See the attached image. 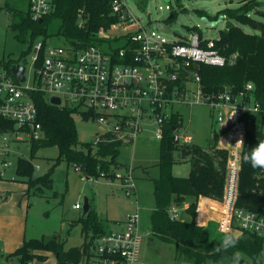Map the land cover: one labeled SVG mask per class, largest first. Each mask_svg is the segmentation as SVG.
Returning a JSON list of instances; mask_svg holds the SVG:
<instances>
[{
	"label": "built area",
	"instance_id": "built-area-1",
	"mask_svg": "<svg viewBox=\"0 0 264 264\" xmlns=\"http://www.w3.org/2000/svg\"><path fill=\"white\" fill-rule=\"evenodd\" d=\"M54 1L29 0L32 18L47 16ZM108 7L104 21L94 31L97 43L78 45L70 40L65 47L41 36L10 69L0 61V191L3 183L11 181L10 169L15 166L18 170L19 160L25 159L15 156L19 149L43 137L34 92L46 93L51 104V98L58 97V106L73 108L83 118L86 114L87 120L99 122L103 128L93 145L112 141L108 135L132 141L145 130V123L155 126L161 140L165 122L172 114L179 115L176 104L202 103L217 118L219 130L213 144L227 151V165L223 197H199L196 222L206 226L215 220L223 233L249 231L264 238V214L237 205L244 143L236 141L242 137L245 142L248 128L257 126L264 131V104L256 98L254 85L246 83L238 91L229 85L213 93L204 91L201 76L192 67L227 63L226 56L215 48V39L194 32L168 41L150 33L149 21L134 13L125 0H109ZM76 15L78 28L88 29L90 15L85 8L79 7ZM17 64L25 67L23 81L11 70ZM178 127L174 126L176 145L193 143V135L179 134ZM75 169H82L81 164H75ZM114 173L135 206L118 223L121 228L98 237L92 264H139L142 213L134 170L125 167ZM80 207L79 202L74 204V208ZM170 212L171 218L179 219L178 206L172 205ZM262 256L264 264V247Z\"/></svg>",
	"mask_w": 264,
	"mask_h": 264
},
{
	"label": "rangeland",
	"instance_id": "rangeland-1",
	"mask_svg": "<svg viewBox=\"0 0 264 264\" xmlns=\"http://www.w3.org/2000/svg\"><path fill=\"white\" fill-rule=\"evenodd\" d=\"M125 2L144 21H149L150 33L168 41L189 37L194 32L199 33L204 39H218L220 31L230 24L238 25L249 33H258L250 26L243 25L222 13L226 8L247 10L253 18L264 22V0H125ZM28 3L29 0H0V60L14 62L27 46L18 38L12 23L13 14L24 13L28 9ZM171 13L173 17L169 18ZM204 18H208L213 24H207ZM60 31L61 22L52 19L47 29L48 36L52 38L54 44L68 47L70 40ZM191 86L196 87V84ZM174 108L181 119L177 132L181 135H193L194 141L177 146L174 153L176 162L172 170L176 176H188L191 163L184 158L190 157L191 146L209 147L213 135L219 130V124L205 104L179 103ZM73 116L80 141L92 142L102 131L103 126L96 120H85L80 112L74 113ZM145 126V130L134 140L123 142L120 153L115 158V163L122 167H132L136 178L143 232L139 264H237L229 256H220L216 259L206 255L202 249L188 245L178 246L172 239L159 234L152 227L156 206L153 179L160 174L158 165L160 140L156 137L154 125L145 123ZM31 148V143H27L15 156L32 161L35 175L32 179H35L56 163L59 150L56 146L40 147L33 155ZM93 153L96 151L93 150ZM105 160L108 161L109 157L106 156ZM75 163L69 164L62 160L55 166L51 188L34 186L28 192H26L28 183L25 182L27 178L17 173L15 166L10 169L11 181L5 182L4 186L1 185L8 190V199L3 200L4 197H0V264H20L19 256H11L10 253L15 251L24 239L48 240L54 236L56 242H65L64 248L79 246L84 241L89 242L92 239L93 255L87 261V264H92L98 238L92 230H89L85 238L82 224L74 222L84 214L85 197L89 200L90 209L95 210V213L105 220L108 230L121 228L118 223H121L129 210L135 206L134 202L125 196L121 181L115 177L114 172L123 169L116 168V165L104 167L99 176L88 178L83 168L75 169ZM1 193L4 195L6 192L2 189ZM78 202L82 206L74 208V204ZM185 203L187 202L173 204L179 207V220L183 221L190 220V214L186 210L189 205L182 208ZM124 215L123 220L118 219ZM219 223L211 220L202 227L207 230L212 241L223 244L225 238L234 233H223ZM37 254L48 256L52 261H46V257L43 260L44 258L34 256L31 260L33 264H54L56 255L51 251H37ZM236 254H239L240 260L252 262L246 252L240 250ZM262 261L263 256L260 253L256 264H262Z\"/></svg>",
	"mask_w": 264,
	"mask_h": 264
},
{
	"label": "trees",
	"instance_id": "trees-1",
	"mask_svg": "<svg viewBox=\"0 0 264 264\" xmlns=\"http://www.w3.org/2000/svg\"><path fill=\"white\" fill-rule=\"evenodd\" d=\"M108 2L109 0H55L53 10L42 21L32 18L28 3V9L24 13L13 14L12 27L18 38L27 45L14 62L20 61L31 51L37 38L43 35L50 37L47 29L52 19H58L61 22L60 32L67 39L76 41L78 45L97 43L94 31L97 25L105 19L103 13L109 10ZM79 7H84L90 15L88 29L78 28L76 11ZM222 13L243 25L250 26L258 33L246 32L238 25H228L220 31V37L215 39V48L226 56L227 63L221 66L197 64L192 68L200 74L204 91L213 93L223 89L226 85L231 86L234 91H238L246 83H252L256 98L264 104V22L253 18L247 13V10L241 11V8H226ZM0 61L7 69H10L14 63L13 61ZM33 96L44 133L43 138L33 142L32 154L34 155L40 147L56 146L59 155L56 163L35 179H32L34 173L32 161L19 160L17 173L27 178L25 180L28 183L26 192L34 186L51 188L55 166L62 160L69 164L84 163L86 167L83 171L88 178L99 176V172H102L104 167L116 165V168H125V166L122 167L119 163H115V158L119 155L120 147L123 144L122 139L108 135L112 141L101 142L97 145H93L92 142L80 141L73 116L76 112L75 109L51 104L47 94L42 91L34 92ZM84 115V119L87 120L88 115ZM253 118V121H257L255 117ZM180 124L181 119L177 114H172L164 124L158 164L160 174L153 179L156 206L152 227L159 234L172 239L178 246L188 245L202 249L206 255L216 259L220 256H229L237 264H256L258 255L263 253L264 238L262 236L249 231H245L239 236L231 234L230 236L236 238L237 242L234 246L225 248L223 244L212 241L207 230L197 224L196 211L199 197L205 196L214 199L223 197L227 151L216 148L214 144L206 148L193 145L188 158L191 163L189 175H174L172 170L176 162L174 153L178 146L174 142V126ZM262 140H264V131L260 127L255 126L247 129L237 205L264 214V169L253 168L250 163L244 162L245 154L251 153ZM93 150L96 151V155ZM106 156L109 157L108 161L105 160ZM189 198L191 200L186 210L190 214V220L172 219L168 213L170 206L183 204ZM104 221L95 213V210L89 208L86 214L74 222L82 224L85 238H87L89 230H92L98 238L109 231ZM64 246L65 242H56L55 236L48 240L45 238L24 239L22 244L10 255L19 256L20 264H26L34 256L44 258L43 260L47 258L37 254V251H51L54 255L57 253L56 264H87L90 256L93 255L92 239L89 242L84 241L79 246L69 248H64ZM240 250L251 257V263L235 259L236 253Z\"/></svg>",
	"mask_w": 264,
	"mask_h": 264
},
{
	"label": "clouds",
	"instance_id": "clouds-1",
	"mask_svg": "<svg viewBox=\"0 0 264 264\" xmlns=\"http://www.w3.org/2000/svg\"><path fill=\"white\" fill-rule=\"evenodd\" d=\"M237 144H243V138L241 137L236 141ZM244 162L250 163L253 168H262L264 169V140L260 141L258 145L253 148L251 153L245 154L244 156ZM237 240L236 238L232 236H228L225 238L223 242V246L225 248L232 247L236 244ZM235 259L239 260V254H236Z\"/></svg>",
	"mask_w": 264,
	"mask_h": 264
},
{
	"label": "water",
	"instance_id": "water-1",
	"mask_svg": "<svg viewBox=\"0 0 264 264\" xmlns=\"http://www.w3.org/2000/svg\"><path fill=\"white\" fill-rule=\"evenodd\" d=\"M166 1H170V0H166ZM173 17V13H171L169 15V18H172ZM43 19H40V21H42ZM204 21L207 23V24H213V22L209 21L208 18H204ZM12 72L14 74H16L20 80H25V76H24V70H25V67L23 65H20V64H17V65H13L12 68H11ZM51 102L55 105H58L60 103V99L58 97H52L51 98ZM82 168L85 169L86 165L84 163L81 164ZM84 214H86L90 208V204H89V200L87 197H85V201H84ZM235 236H238V235H235ZM57 256V253L55 254Z\"/></svg>",
	"mask_w": 264,
	"mask_h": 264
},
{
	"label": "crops",
	"instance_id": "crops-1",
	"mask_svg": "<svg viewBox=\"0 0 264 264\" xmlns=\"http://www.w3.org/2000/svg\"><path fill=\"white\" fill-rule=\"evenodd\" d=\"M213 136H214V135H213ZM214 140H215V139H214V137H213V140H212L211 144H213ZM205 148H206V147H205ZM184 159H187V160H188V158H184ZM184 159H183V160H184ZM184 161H185V160H184ZM189 173H190V172H189ZM7 183H8V182H7ZM7 183H6V184H7ZM3 186H4V183H3ZM3 191L6 192V193H4V195H2V193H1V191H0V197L2 198V196H3V197H4L3 200H6V199H8V198H7V197H8V195H7L8 190H6V188L3 187ZM190 200H191L190 198H189V200L187 199V200H186L187 203H185V205H184L182 208H186V207L189 205ZM81 206H82V205H81ZM131 210H132V209H131ZM131 210H129V211H131ZM129 211H128V212H129ZM128 212H127V213H128ZM127 213H126V214H127ZM124 217H125V215H124L122 218H118V219L123 220ZM48 260H51V261H52V259H50V257L47 256L46 261H48ZM53 262H54V264H56V257H55V259L53 260Z\"/></svg>",
	"mask_w": 264,
	"mask_h": 264
},
{
	"label": "bare ground",
	"instance_id": "bare-ground-1",
	"mask_svg": "<svg viewBox=\"0 0 264 264\" xmlns=\"http://www.w3.org/2000/svg\"><path fill=\"white\" fill-rule=\"evenodd\" d=\"M214 139H215V137H214Z\"/></svg>",
	"mask_w": 264,
	"mask_h": 264
}]
</instances>
